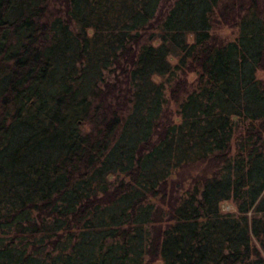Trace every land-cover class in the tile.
Here are the masks:
<instances>
[{
    "label": "trees",
    "instance_id": "1",
    "mask_svg": "<svg viewBox=\"0 0 264 264\" xmlns=\"http://www.w3.org/2000/svg\"><path fill=\"white\" fill-rule=\"evenodd\" d=\"M0 264H264V0H0Z\"/></svg>",
    "mask_w": 264,
    "mask_h": 264
},
{
    "label": "rangeland",
    "instance_id": "2",
    "mask_svg": "<svg viewBox=\"0 0 264 264\" xmlns=\"http://www.w3.org/2000/svg\"><path fill=\"white\" fill-rule=\"evenodd\" d=\"M214 18H216V16H214ZM211 31L216 33L217 35L221 36L223 39L227 40V39L232 38L236 34V27L228 26L222 22L213 21ZM170 58H171L172 62H174L176 60L175 57L171 56ZM257 74L259 76H261L262 72L258 71ZM195 76L196 75L194 72L187 73V78L189 80H192ZM166 85L168 87V83H166ZM166 95H167V92H166ZM168 107H169L170 111L174 112L177 108V105L173 102H169ZM220 209L222 212H236V207L234 206V204L232 202H229V201L222 202L220 204Z\"/></svg>",
    "mask_w": 264,
    "mask_h": 264
}]
</instances>
